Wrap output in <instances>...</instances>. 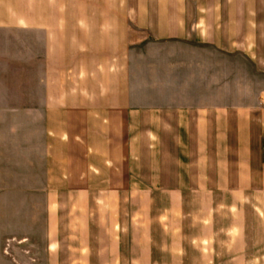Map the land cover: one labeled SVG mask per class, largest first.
Here are the masks:
<instances>
[{
	"label": "crops",
	"instance_id": "1",
	"mask_svg": "<svg viewBox=\"0 0 264 264\" xmlns=\"http://www.w3.org/2000/svg\"><path fill=\"white\" fill-rule=\"evenodd\" d=\"M167 44L182 99L146 94L169 89ZM223 53L249 95L221 98ZM2 157L5 203L42 227L7 264H264V0H0Z\"/></svg>",
	"mask_w": 264,
	"mask_h": 264
},
{
	"label": "rangeland",
	"instance_id": "2",
	"mask_svg": "<svg viewBox=\"0 0 264 264\" xmlns=\"http://www.w3.org/2000/svg\"><path fill=\"white\" fill-rule=\"evenodd\" d=\"M138 48V47H137ZM135 48L133 52L137 49ZM168 49V50H167ZM140 50L141 54L136 53L137 57H143V54L156 58L161 51L155 46L145 45L141 46V48H138ZM163 51H169V59L170 62L174 64L173 70L170 68V75L167 77L169 85V89H163L161 91L152 92V93H146L150 95H156L157 97H161L164 100L169 99H182L183 95L187 96L189 93L186 91L184 92L182 90V85H184L183 76L181 75L182 69L181 67L184 65V62L182 61V50L177 44H167L164 48H162ZM206 73L207 76H205V81L209 83L210 81L214 80L213 74V68H214V62L211 60L213 57V54H210L208 50H206ZM221 75L222 77V84L223 87H225L226 83H230V81H238V84L243 87L249 88V59L246 56L238 55V54H232V55H224V53L221 55ZM145 59V58H144ZM143 60V58H142ZM150 61V60H149ZM149 61L144 60L142 61L143 64H146ZM137 62H141L137 60ZM156 60L150 61L149 65L151 63L154 64ZM217 63V62H216ZM142 67L145 70L147 68V65H143ZM141 65V64H140ZM217 67V64H216ZM251 70V69H250ZM174 71V73H173ZM252 71V70H251ZM253 72V71H252ZM147 73V72H146ZM177 73V74H176ZM211 74V75H210ZM262 77V76H261ZM219 78V77H218ZM258 78H255V81L257 82ZM164 80V78L162 79ZM209 81V82H208ZM230 86L227 85L226 89H223L220 92V96L222 99L230 98L233 95L242 96L247 93L249 95V92L245 91H237L234 92L233 90H229ZM206 97H210V92L205 93ZM217 94V93H216ZM211 95H214L212 92ZM211 98V97H210ZM37 159V157H34ZM37 162V160H36ZM37 169V166H34ZM12 166L11 163H7L6 157L0 158V264H7L10 261L13 260V258L18 259H24L22 257L23 255L29 254L31 256H35L39 254L38 248L36 245H31L35 249L32 251H26L24 249V246L21 245L19 240L23 238L25 234H29L30 232L35 233L34 238H38V234L42 236V227H41V219H39L38 214V204H9L7 205L5 203V200L7 197H11L12 195L18 196L21 195L16 194L13 189L14 183L18 182L21 179V173H16L15 171L11 170ZM21 168V167H19ZM24 174V173H23ZM36 176V174H34ZM33 174L27 176L30 180L35 179ZM24 195L31 197H36L35 189L32 188H25L24 189ZM39 211H41L39 209ZM41 213V212H40ZM14 217V221L10 220L11 217ZM9 218V219H8ZM40 238V237H39ZM12 240L15 242L14 251L11 252L6 249L7 243ZM41 254V253H40ZM42 254H45L42 252Z\"/></svg>",
	"mask_w": 264,
	"mask_h": 264
}]
</instances>
